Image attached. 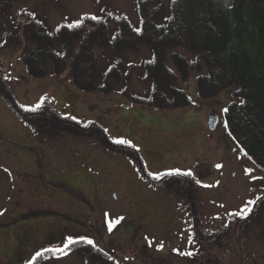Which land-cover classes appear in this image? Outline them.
I'll return each instance as SVG.
<instances>
[{"label":"rangeland","instance_id":"obj_1","mask_svg":"<svg viewBox=\"0 0 264 264\" xmlns=\"http://www.w3.org/2000/svg\"><path fill=\"white\" fill-rule=\"evenodd\" d=\"M9 1L13 24L21 28L20 38L24 25L38 22L59 53L63 51L60 38H64L58 33L60 26L72 27L95 17L108 25L111 40L120 18L135 26L140 22L138 0ZM159 1L162 13L169 15L175 0ZM5 31L0 21V91L7 94L0 95V145L1 153L7 154L4 164L11 169L5 174L0 171V264H31L43 251L64 249L69 238L77 243L91 240L113 256L112 264H179L183 200L173 187L176 184L169 183L179 181L188 190L191 176L165 179L166 186L149 182L137 167L138 156L143 159L145 172L154 177L191 171L200 180L195 190L198 204H214L215 195L216 200L224 197L237 205L258 195L256 184H264V163L259 157L245 156L251 150L249 141L242 142L229 132L224 111L243 102L239 95L243 88L235 81L225 82L210 98L200 96L199 80L210 74L211 67L198 65L196 54L169 50L188 59L191 72L186 70L185 77L178 73L177 78L168 79L175 80L172 89L185 90L192 103L161 110L152 102L145 107L129 94L152 100L151 83L145 75V63L152 58L147 44L137 50L96 47L97 73L121 60L119 78L124 80L113 82L108 94L86 93L70 81L68 69L56 74L52 62L47 64L46 78L30 77L24 63L25 48L16 39H6ZM80 35L71 39L74 52L80 51L77 41L87 40V33ZM67 59L63 63L69 64ZM167 65L176 70L170 53ZM170 89L162 88L160 102L172 103L167 97L176 101ZM5 97L13 98L19 114ZM39 111L49 115H39V119L44 118L41 122H54L55 129L69 133L53 138L41 135L44 123L37 129L26 122ZM214 114L219 115L220 123L211 132L208 119ZM67 117L83 124L99 123L112 142L129 143L106 149L88 138L96 130L78 129ZM241 142H245L243 146ZM235 148L240 152L233 153ZM71 245L50 264H83L82 256ZM254 245V250L259 248ZM212 257L215 264L242 263L238 251Z\"/></svg>","mask_w":264,"mask_h":264},{"label":"trees","instance_id":"obj_2","mask_svg":"<svg viewBox=\"0 0 264 264\" xmlns=\"http://www.w3.org/2000/svg\"><path fill=\"white\" fill-rule=\"evenodd\" d=\"M157 3L160 1L138 0L139 24L135 26L125 17L120 18L117 28L113 32L114 38L111 40L109 29H107L108 25L92 17L85 18L72 26L73 28L71 26L58 27L59 35L64 37L60 38L62 40L60 45L63 49L61 53L52 46L49 33L44 32L45 30L39 26L38 22L24 25L23 39L20 38L21 28L15 27L13 18L9 14L11 7L9 0H0V21L6 28V39L10 41L16 39L18 41L15 42L19 43L23 49L25 48L23 51L26 55L24 63L30 77L46 78L48 75L47 64L52 62L56 74H61L68 69L70 81L79 90L86 93L98 91L108 94L112 90L113 82L121 83L124 80L119 78L121 60L111 63L108 68L97 73L96 47L101 45L110 46L112 50H137L142 44H147L152 58L145 63V75L151 83L152 98L150 99L152 100L141 99L135 95L132 97L131 93L129 94L133 100L141 102L139 104L149 107V103L152 102L155 108L161 110L168 107H187L192 103L187 92L181 89H172L175 87L173 85L175 80L169 82L168 79L177 78L178 73L185 77L186 70L191 72L188 59L177 51L169 52V50L176 48L196 54L198 65L211 67L210 74L199 80L198 94L200 96H209L208 98H210L225 82L235 81L243 88L239 93L243 102L226 111L228 118H226V122L229 132L233 136H238L241 141L246 139L249 141L251 148L250 152H247L249 158L259 157L264 163V0H175L171 12L167 16L162 13L161 6ZM6 26L12 30L9 31ZM82 32L87 33V40L77 41L79 43L76 47L80 51L74 52L72 38ZM168 53L171 54L177 71L167 65ZM66 57H71V59ZM64 59H67L69 64L63 63ZM78 64L81 65L80 68ZM129 76L131 75L129 74ZM209 77H212L211 80ZM129 82L124 88V93L127 91ZM162 88L164 90L171 88L176 101L167 97V100L172 103L160 102L158 97L163 92ZM2 94L5 93L0 91L1 96ZM6 99L19 114V109L13 98ZM39 115L49 116L42 112L31 114L28 119L26 118V122L31 123L37 129L44 123L46 126L39 130L41 135L53 138V136L56 137L64 132L69 133V131L55 129L57 125L54 122H50L48 125L45 121L41 122L44 118L39 119ZM68 119L73 121L71 118ZM71 124L81 130L91 128L96 130V134L88 136L93 140V143L101 144L106 149L115 148L116 143L112 142L101 124L96 122L83 124L76 120ZM251 129H257L258 132L252 133ZM244 143L241 145L243 146ZM135 152L138 154V150ZM137 167L145 179L153 183H163L165 179L183 175L153 178L145 172L143 159L141 160L139 156ZM169 184H176L173 187L178 190L180 183L178 181ZM163 185L165 184L163 183ZM72 249H76L75 252L82 256L83 264H112L115 262L112 255L101 251L85 240L78 242ZM60 255L59 251L46 250L36 256L31 264H50L51 259Z\"/></svg>","mask_w":264,"mask_h":264},{"label":"flooded vegetation","instance_id":"obj_3","mask_svg":"<svg viewBox=\"0 0 264 264\" xmlns=\"http://www.w3.org/2000/svg\"><path fill=\"white\" fill-rule=\"evenodd\" d=\"M236 151L239 150L235 148L233 153ZM189 178H185L191 182L189 191L180 184L178 190L175 188L183 200V214L179 218V264H200L204 260L215 264L212 255L231 251H238L241 264H264V184L255 185L258 195L252 200L245 199L237 205L224 197L216 200L215 195L212 196L214 204H198L199 195L195 190L200 180L194 174ZM250 201L255 203L249 204ZM253 242L254 246L259 245L258 249H253Z\"/></svg>","mask_w":264,"mask_h":264},{"label":"snow or ice","instance_id":"obj_4","mask_svg":"<svg viewBox=\"0 0 264 264\" xmlns=\"http://www.w3.org/2000/svg\"><path fill=\"white\" fill-rule=\"evenodd\" d=\"M93 19H95V17H93ZM224 111H227V109H224ZM115 143H117V144H126V143H129L128 141H124V140H117V141H115ZM172 173H169V175H171ZM183 175H187V176H193V173L191 172V171H188V172H186V173H183ZM154 178H156V179H159L160 177L159 176H157V177H154ZM197 183H199V181H197ZM255 203V201H250L249 202V204H254ZM246 211H250V209H246ZM111 227V226H110ZM74 243H77V241H74V240H72L71 238H69V240H68V244L67 245H65V248L64 249H52V250H50V251H59V252H65V249L69 246V245H71V244H74ZM87 243H93L91 240H88L87 241Z\"/></svg>","mask_w":264,"mask_h":264},{"label":"crops","instance_id":"obj_5","mask_svg":"<svg viewBox=\"0 0 264 264\" xmlns=\"http://www.w3.org/2000/svg\"><path fill=\"white\" fill-rule=\"evenodd\" d=\"M10 139H12V138H10ZM14 141L16 142H20V141H24V139H19V140H16V139H14ZM2 150H3V148H2V146L0 145V171H2V173H7V172H9L11 169L9 168V166H7V165H5L4 164V159H6V158H4V157H6L7 156V154L6 153H1L2 152ZM12 173H13V171H11Z\"/></svg>","mask_w":264,"mask_h":264},{"label":"water","instance_id":"obj_6","mask_svg":"<svg viewBox=\"0 0 264 264\" xmlns=\"http://www.w3.org/2000/svg\"><path fill=\"white\" fill-rule=\"evenodd\" d=\"M220 118L219 115H211L208 119V128L211 132H215L219 126Z\"/></svg>","mask_w":264,"mask_h":264}]
</instances>
